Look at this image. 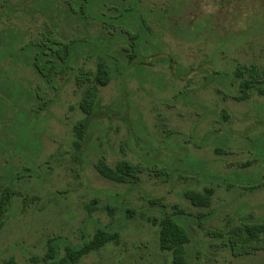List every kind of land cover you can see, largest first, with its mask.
<instances>
[{
	"label": "rangeland",
	"instance_id": "obj_1",
	"mask_svg": "<svg viewBox=\"0 0 264 264\" xmlns=\"http://www.w3.org/2000/svg\"><path fill=\"white\" fill-rule=\"evenodd\" d=\"M175 1L88 0L80 16L63 0H0L4 35L30 42L54 32L78 45L52 105L28 126L37 148L16 144L12 116H0V198L15 192L0 228V264H43L50 239L64 256L67 244L107 227L119 238L78 264H173L155 222L175 213L191 235V264H264V252L234 256L224 238L243 222L264 221V95L235 98L237 68H264V0H186L178 13ZM144 18L151 36L141 35L133 61L130 38ZM102 54L113 73L106 86L93 79ZM16 74L32 78L27 68ZM94 88L87 118L80 105ZM100 160L138 166V182L105 179ZM206 188L210 206L196 207L187 193Z\"/></svg>",
	"mask_w": 264,
	"mask_h": 264
},
{
	"label": "trees",
	"instance_id": "obj_2",
	"mask_svg": "<svg viewBox=\"0 0 264 264\" xmlns=\"http://www.w3.org/2000/svg\"><path fill=\"white\" fill-rule=\"evenodd\" d=\"M63 1L70 7L69 13H78L80 16H84L85 11H88L92 6V2L88 4V0ZM173 9L177 10V13L182 10L179 6L176 7V4H173ZM13 11L11 8V12ZM143 23L140 24V33L130 38L133 47L130 58L133 61H136V57L138 58L140 46L144 42L142 36H151L146 18L143 19ZM23 39L12 35L9 31L5 35L4 32H0V116L3 118L12 116L11 126L19 133V137L15 140L16 144L21 146V143L27 140L32 141V143L28 142L31 148H37L33 141V135L28 131V126L32 118H37L52 105L49 95L59 92L58 77L69 68L78 45L75 41H65L61 35L54 32H45L39 39H33L30 42H24ZM141 61L144 62L143 59ZM22 68L30 70L31 79H21L20 81L16 78V71ZM112 75L108 58L102 54L93 79L98 86H106L112 80ZM235 77L239 80L240 89V95L235 97L236 100L249 99L250 94L254 92L264 95V68L239 66ZM87 79H89L87 74L80 71L79 83L83 84ZM97 92V88L87 90L80 105L87 118L95 112L94 102L98 99ZM26 108H30L31 112H26ZM30 115L31 117H29ZM76 131L79 142H83L87 131L86 120L76 126ZM76 145L79 147L80 144ZM95 169L105 179L118 184L137 183L141 170L126 160L119 161L115 167L100 160L95 165ZM213 194V189L206 188L204 193L190 192L187 193V197L196 207H209ZM14 195L15 192L11 188L3 190L1 193L0 228L3 224V216L11 206ZM181 219H184L183 215L175 213L166 215L155 222L159 227V248L161 251L171 253L173 264H191L186 252V246L191 242V235ZM118 238L119 234L112 229L98 228L94 235L87 238L81 245L67 244L64 256L59 254L57 240L50 239L43 264H78L83 257L99 251ZM224 238L227 248L234 256L264 252V221L243 222L232 227ZM5 264L18 263L14 259H10Z\"/></svg>",
	"mask_w": 264,
	"mask_h": 264
},
{
	"label": "flooded vegetation",
	"instance_id": "obj_3",
	"mask_svg": "<svg viewBox=\"0 0 264 264\" xmlns=\"http://www.w3.org/2000/svg\"><path fill=\"white\" fill-rule=\"evenodd\" d=\"M183 2H184V3H183ZM185 2H186V0H184V1L181 0V1H177V2L175 1V2H173V3L176 4V7L179 6L180 9H183V6H184ZM173 10L175 11V9H173ZM188 26H190V29H191L192 26H191L190 24H189ZM193 26H194V27H192V28L197 29L196 26H198V27L200 28L201 25L195 23ZM205 27H206V26H204L203 28H205ZM197 30H198V29H197Z\"/></svg>",
	"mask_w": 264,
	"mask_h": 264
}]
</instances>
